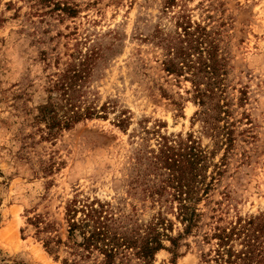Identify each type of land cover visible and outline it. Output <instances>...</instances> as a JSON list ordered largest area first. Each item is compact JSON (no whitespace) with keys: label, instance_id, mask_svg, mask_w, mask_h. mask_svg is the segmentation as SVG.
Listing matches in <instances>:
<instances>
[{"label":"rangeland","instance_id":"rangeland-1","mask_svg":"<svg viewBox=\"0 0 264 264\" xmlns=\"http://www.w3.org/2000/svg\"><path fill=\"white\" fill-rule=\"evenodd\" d=\"M0 19V264H62L28 218L64 237L74 196L125 197L149 215L142 187L166 175L151 160L160 134H192L212 184L199 235L152 264H216L199 242L211 216L264 212V0H0ZM179 22L204 28L220 60L207 116L212 101L198 103L191 79L204 88L208 76L164 69ZM89 53L79 93L99 113L48 135L37 107Z\"/></svg>","mask_w":264,"mask_h":264},{"label":"trees","instance_id":"trees-1","mask_svg":"<svg viewBox=\"0 0 264 264\" xmlns=\"http://www.w3.org/2000/svg\"><path fill=\"white\" fill-rule=\"evenodd\" d=\"M178 26L182 32L169 37L174 42L168 45L164 69L179 75L186 68L193 76L199 72L208 76L204 88L200 81L191 79L198 103H206L203 95L212 101L204 112L207 116L209 110L219 108L212 99L216 93L213 88L218 83L214 77L221 70L220 60L215 45L202 32H197L204 28L196 26L191 30L189 23L182 22ZM194 53L196 59H192ZM92 58L91 53L86 54L54 80L45 101L37 107L35 118L45 123L48 135L98 115L99 110L85 104L79 93L84 77L82 68ZM159 137L151 160L153 168L161 170L160 174L165 170L166 175L142 187V197L147 198L151 213L143 216L125 197L74 196L64 207V237L41 215L28 218L37 233H45L41 240L47 252L63 250L67 257L61 259L62 264H152L159 250L165 249L177 256L182 240L199 235L196 232L201 227L203 211L198 203L207 196L212 184L204 174V153L190 133L185 138L181 134H160ZM214 217L213 226L200 234L201 244L212 245L208 248V259L216 264H264V212L244 217L236 215L225 224L220 215L211 216Z\"/></svg>","mask_w":264,"mask_h":264}]
</instances>
